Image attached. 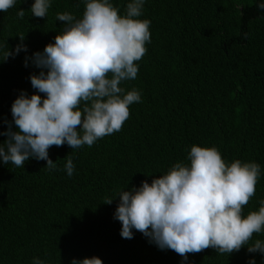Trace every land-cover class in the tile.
I'll list each match as a JSON object with an SVG mask.
<instances>
[{"label": "trees", "instance_id": "obj_1", "mask_svg": "<svg viewBox=\"0 0 264 264\" xmlns=\"http://www.w3.org/2000/svg\"><path fill=\"white\" fill-rule=\"evenodd\" d=\"M34 0H17L0 12V45L11 51L20 43L27 52L0 62V143L14 121L11 105L23 90L31 95L30 75L40 69L25 56L43 51L64 25L58 12L82 17L84 0H51L46 18L31 14ZM121 15L130 0H110ZM264 0H145L151 42L137 62L135 80L141 102L129 106L122 129L91 147L48 150L57 169L30 157L23 167L0 160V264H71L73 258L97 256L103 264H264V255L247 246L222 255L212 248L188 254L158 248L139 231L120 235L114 218L120 190L151 183L175 162L188 163L190 146L215 145L226 162L260 165L255 195L243 214L258 210L264 199ZM24 9L23 19L17 12ZM43 96V93H40ZM72 158L74 172L64 165ZM264 240V233L254 235Z\"/></svg>", "mask_w": 264, "mask_h": 264}, {"label": "clouds", "instance_id": "obj_2", "mask_svg": "<svg viewBox=\"0 0 264 264\" xmlns=\"http://www.w3.org/2000/svg\"><path fill=\"white\" fill-rule=\"evenodd\" d=\"M17 0H0V12L16 6ZM145 0H130L123 15L110 0H84L82 17L58 12L56 20L64 25L54 42L43 51L25 56L38 73L30 75L33 92L23 90L11 105L15 125L8 123L0 143V160L23 167L30 157L46 161L48 170L57 169L49 158L52 146L71 149L91 147L98 139L119 132L129 118V106L141 102L140 92L121 87L123 81L135 80L138 64L151 42L149 19H142ZM51 0H34L31 14L46 18ZM264 9V2L257 3ZM24 18V9L17 12ZM20 43L11 51L0 45V62L27 52ZM40 93L44 95L41 96ZM188 163L177 161L167 171L139 187L120 189L103 200L111 204L119 196L114 218L121 223L120 235L133 238V229L148 237L161 250L171 249L184 260L212 248L229 255L247 246L249 253L264 255V240L254 235L264 233V199L258 210L243 214L255 195L260 165L234 159L226 162L215 146L193 144ZM68 176L74 164L68 157L64 165ZM33 264H46L39 257ZM71 264H103L97 257L72 259ZM249 264H255L250 258Z\"/></svg>", "mask_w": 264, "mask_h": 264}]
</instances>
